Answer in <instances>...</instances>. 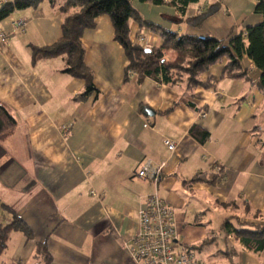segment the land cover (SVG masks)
I'll return each mask as SVG.
<instances>
[{
    "label": "crops",
    "instance_id": "crops-1",
    "mask_svg": "<svg viewBox=\"0 0 264 264\" xmlns=\"http://www.w3.org/2000/svg\"><path fill=\"white\" fill-rule=\"evenodd\" d=\"M214 3L218 10L195 28L175 20L172 7L132 2L165 28L225 42L261 19L255 0H199L187 16ZM62 21L44 1L0 22V104L16 121L0 141V220L9 208L31 233L12 232L0 264H41L38 243L49 264H133L137 213L155 192L174 212L178 244L200 264H264V247L254 252L223 228L264 224V89L252 61L241 59L245 76L219 78L222 58L201 77L213 76L210 87L193 96L184 82L125 78L124 50L102 14L81 36L94 90L80 99L85 81L63 72L64 57L32 59L35 48L60 38ZM139 30L130 23L132 41L160 46ZM165 137L177 143L173 152ZM145 160L164 164L156 184L135 175ZM203 249L207 257L198 258Z\"/></svg>",
    "mask_w": 264,
    "mask_h": 264
},
{
    "label": "trees",
    "instance_id": "trees-1",
    "mask_svg": "<svg viewBox=\"0 0 264 264\" xmlns=\"http://www.w3.org/2000/svg\"><path fill=\"white\" fill-rule=\"evenodd\" d=\"M46 1L52 8L63 15L61 36L52 45L35 48L32 53L34 61L41 58L62 56L65 60L63 72L85 81L84 91L78 98H86L93 90L92 75L83 62L84 48L81 36L86 29L94 27L95 19L99 15H108L114 30V40L118 42L127 59L125 78L128 73H136L138 80L151 78L159 83L176 85L184 82L190 96L194 95L197 87L209 88L213 76L202 80V75L208 69L221 62L219 78L241 77L247 73L241 66V59L246 55L254 67L260 71L256 86L264 89V0H255L253 12L261 16L259 22L248 25L244 33L229 37L225 42L213 36H197L179 33L172 28H165L157 23L145 19L133 6L134 0H3L0 2V22L14 11L28 7H36ZM153 6H168L175 10V20L199 28L202 21L214 14L219 6L214 3L197 9L192 16H187L189 7L197 4L199 0H136ZM164 18H169L164 15ZM135 22L139 31L147 29L156 35L161 44L158 47H142L129 37V26ZM167 52L174 53L167 57ZM16 121L8 110L0 104V141L10 135ZM204 136L203 138H205ZM194 177L191 181H196ZM10 217L6 221L0 220V254L3 252L9 236L14 231L30 236L28 226L11 209L6 208ZM223 228L226 232L235 234L237 238L254 252H260L264 247V224L255 228L235 229L225 221ZM37 255L41 264H49L50 256L44 244L38 243ZM36 255V256H37Z\"/></svg>",
    "mask_w": 264,
    "mask_h": 264
},
{
    "label": "built area",
    "instance_id": "built-area-1",
    "mask_svg": "<svg viewBox=\"0 0 264 264\" xmlns=\"http://www.w3.org/2000/svg\"><path fill=\"white\" fill-rule=\"evenodd\" d=\"M18 24L24 23L19 21ZM5 38L6 35L0 32V39ZM141 40L139 37L136 43ZM198 116L204 117L205 113ZM163 144L169 152H173L177 145L167 137L163 139ZM163 165L153 166L149 160H145L135 175L156 184L160 179ZM137 215L138 231L131 238L129 246L133 264H200L192 250L178 244L174 212L156 192L146 197Z\"/></svg>",
    "mask_w": 264,
    "mask_h": 264
},
{
    "label": "rangeland",
    "instance_id": "rangeland-1",
    "mask_svg": "<svg viewBox=\"0 0 264 264\" xmlns=\"http://www.w3.org/2000/svg\"><path fill=\"white\" fill-rule=\"evenodd\" d=\"M1 1H3V0H0V2ZM238 227H240V226H237V228ZM221 242H222V239L220 238V239H218L217 240V243L218 244H221ZM213 248L215 247V246H212ZM195 252H196V255H197V257L198 258H201V257H207L206 255H207V253H206V251L203 249L202 251H197V250H195ZM213 258H215V257H213ZM30 264H32V263H30ZM214 264H216V263H214Z\"/></svg>",
    "mask_w": 264,
    "mask_h": 264
},
{
    "label": "water",
    "instance_id": "water-1",
    "mask_svg": "<svg viewBox=\"0 0 264 264\" xmlns=\"http://www.w3.org/2000/svg\"><path fill=\"white\" fill-rule=\"evenodd\" d=\"M145 50H146V51H150V49H148V48H146Z\"/></svg>",
    "mask_w": 264,
    "mask_h": 264
}]
</instances>
